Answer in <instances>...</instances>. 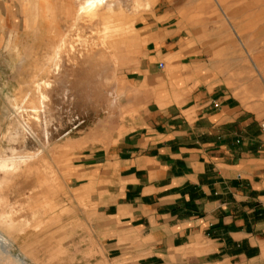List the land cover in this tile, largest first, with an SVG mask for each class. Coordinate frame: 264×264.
Masks as SVG:
<instances>
[{
	"label": "rangeland",
	"instance_id": "obj_1",
	"mask_svg": "<svg viewBox=\"0 0 264 264\" xmlns=\"http://www.w3.org/2000/svg\"><path fill=\"white\" fill-rule=\"evenodd\" d=\"M83 1L0 0V158L25 161L0 172V212L26 264H134L132 248L109 251L76 168L134 127L147 98L131 72L150 30H175L206 66L197 77L211 74L264 126V0H115L125 19L105 23L77 19Z\"/></svg>",
	"mask_w": 264,
	"mask_h": 264
},
{
	"label": "crops",
	"instance_id": "obj_2",
	"mask_svg": "<svg viewBox=\"0 0 264 264\" xmlns=\"http://www.w3.org/2000/svg\"><path fill=\"white\" fill-rule=\"evenodd\" d=\"M144 37L130 82L147 102L76 168L89 214L134 264H264V126L211 74L197 77L206 66L175 30Z\"/></svg>",
	"mask_w": 264,
	"mask_h": 264
},
{
	"label": "bare ground",
	"instance_id": "obj_3",
	"mask_svg": "<svg viewBox=\"0 0 264 264\" xmlns=\"http://www.w3.org/2000/svg\"><path fill=\"white\" fill-rule=\"evenodd\" d=\"M113 5H116L119 10L118 3L115 0H84L80 5L76 13V18L79 19L83 16H86L89 19L98 20V22H106L111 17L117 18L118 20L125 19L124 13L122 11L118 12V15L115 16V10ZM122 22V21H121ZM65 46V40L62 39L59 45L55 48V58L59 55L60 49ZM58 66L55 67V71H58ZM47 88L50 85H46ZM46 99V96L42 94L41 96V105L42 102ZM26 100V97L23 101ZM42 108V107H41ZM31 111H39L37 107H31ZM21 160V159H20ZM25 163V161L17 162L15 158L3 159L0 158V172L7 174L9 172H14L18 165ZM6 177V176H4ZM14 220L13 218L5 212H0V264H26V262L17 257L13 256L10 252L12 241V235L9 233V229L13 228Z\"/></svg>",
	"mask_w": 264,
	"mask_h": 264
},
{
	"label": "built area",
	"instance_id": "obj_4",
	"mask_svg": "<svg viewBox=\"0 0 264 264\" xmlns=\"http://www.w3.org/2000/svg\"><path fill=\"white\" fill-rule=\"evenodd\" d=\"M163 67V65L162 64H160V68H162Z\"/></svg>",
	"mask_w": 264,
	"mask_h": 264
}]
</instances>
